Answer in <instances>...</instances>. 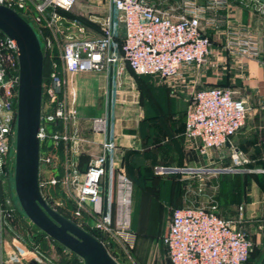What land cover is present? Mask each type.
Wrapping results in <instances>:
<instances>
[{"label":"crops","instance_id":"crops-1","mask_svg":"<svg viewBox=\"0 0 264 264\" xmlns=\"http://www.w3.org/2000/svg\"><path fill=\"white\" fill-rule=\"evenodd\" d=\"M147 1L173 14L180 13L184 6V0ZM195 1L205 3V0ZM107 12V0H76L66 13L84 17L87 23L85 35L93 37L100 33L97 20ZM205 16L206 19L212 18L213 22L202 20L203 31L209 35L211 46L207 61L201 67L184 65L178 75L158 79L149 74L132 72L125 63L124 67L127 66L129 72H123V69L119 73V85L116 84L113 89L115 101L111 104L117 149L109 191L111 197L115 198L120 176L128 175V214L120 210L115 202L116 217L118 212L127 215L137 236L144 237L148 245L155 243L152 253L155 264H171L162 236L167 231L172 207L207 205L211 198L216 199L222 216L235 218L237 225L249 233L252 244L249 257L243 264H264L262 0H228L226 4L206 10ZM251 45L256 46L255 50L250 49ZM90 71L93 70L67 75L68 103L76 109L77 119L67 124H49L50 131L57 129L70 133L75 130L76 140L66 141L71 146L70 154L81 176L90 159L102 151V141L106 136L105 130L94 127L92 119L101 115L104 105L106 114L109 74L106 71ZM208 85L229 88L235 96L243 98L247 107L246 117L244 124L223 145L200 153L196 142L184 135L185 114L193 92ZM102 89L106 92L104 105L100 97ZM75 93L77 108L70 101ZM233 150H239L248 158L245 165L250 167L249 170L233 165L230 157ZM41 153L43 149L40 148ZM62 155L58 148L53 151L50 170L58 172ZM158 165L205 166L219 170L201 174L160 172L157 170ZM228 166L235 168L226 169ZM41 174L40 161L39 180ZM104 179L105 175L103 186ZM16 214L12 226L22 227L25 233L19 234L10 226L9 233L14 235L10 239L7 233L0 237V264H24L15 259L8 262L9 258L6 257L7 261L1 262L3 252L8 253L12 249L13 241L16 245L25 246L30 245L32 236H41V229L26 214ZM81 219L86 223L93 221L92 214L87 212L83 213ZM83 227L86 228L85 225ZM46 241L49 242L48 239Z\"/></svg>","mask_w":264,"mask_h":264},{"label":"built area","instance_id":"built-area-1","mask_svg":"<svg viewBox=\"0 0 264 264\" xmlns=\"http://www.w3.org/2000/svg\"><path fill=\"white\" fill-rule=\"evenodd\" d=\"M76 0H0V3L17 10L34 28L41 46H49V32L53 30L62 38L60 71L52 68L47 80L42 82L46 93L38 129L40 142L51 138L56 143L76 140L75 130L48 129L51 123L74 122L76 109L68 103L67 75L86 70H105L111 67V88L119 82L118 75L128 64L136 73L149 74L158 79H167L181 72L184 65L201 67L207 61L211 39L203 31L202 20L209 8L226 4L228 0H184L180 13L172 12L147 0H107L108 12L97 22L100 33L87 36V23L78 16L68 15ZM264 9V0H262ZM212 23V18L206 19ZM64 31V32H63ZM63 32V33H62ZM251 50L256 46L251 45ZM55 65V62H52ZM18 86V47L14 38L0 33V164L3 156L15 145L16 101ZM115 98L111 96V104ZM245 100L233 91L218 85H208L195 90L185 114L184 135L196 142L200 153L223 145L245 122ZM96 128L106 131L104 116L92 119ZM116 134L112 127V114L108 135L102 141V151L92 157L84 173L79 174L75 162L71 161V179H78L77 203L72 211L73 221L82 226L83 213L92 214V227L97 229L104 244L105 234L113 229V203L126 214L130 196V180L122 174L117 196L112 198L109 180L114 169ZM234 166L244 170L248 158L239 150L230 152ZM52 155L40 154V161H52ZM13 161V158H12ZM107 163V166H106ZM14 164V161H13ZM226 169H234L228 166ZM160 172L201 174L219 168L205 166L158 165ZM264 171V168H261ZM107 175L106 200L103 199V176ZM55 182V178L51 179ZM115 201V202H114ZM9 203V199H6ZM3 204V203H2ZM0 204V230L12 226L13 208ZM118 212L117 222L126 219ZM125 222V221H124ZM126 223L117 227H126ZM83 227V226H82ZM0 237H2L0 235ZM1 239V238H0ZM171 264H243L251 249V238L235 218L222 216L218 203L211 198L207 205L185 204L172 208L168 228L162 236ZM106 246V245H105ZM22 252L9 249L15 260H25L28 254L37 264H53L48 254L36 243L26 244ZM7 258V257H6ZM5 256L1 262L7 261ZM26 261V260H25ZM27 264H29L26 261ZM83 263V260H82Z\"/></svg>","mask_w":264,"mask_h":264},{"label":"water","instance_id":"water-1","mask_svg":"<svg viewBox=\"0 0 264 264\" xmlns=\"http://www.w3.org/2000/svg\"><path fill=\"white\" fill-rule=\"evenodd\" d=\"M0 31L18 47V86L13 182L17 199L29 220L48 236L76 253L83 264H121L103 241L67 217L43 196L39 183L42 82L44 54L33 26L14 8L0 3ZM111 67L108 70L106 135L111 120ZM107 166V163H106ZM107 175L104 179V203ZM29 264L37 261L24 254Z\"/></svg>","mask_w":264,"mask_h":264},{"label":"rangeland","instance_id":"rangeland-1","mask_svg":"<svg viewBox=\"0 0 264 264\" xmlns=\"http://www.w3.org/2000/svg\"><path fill=\"white\" fill-rule=\"evenodd\" d=\"M46 31L49 32L51 44L49 46H41V48L43 54L47 55V59L49 62L48 72H50L52 68H55L57 71L58 70L60 71L63 37L61 38L60 37L61 35L54 34L53 30L48 31L47 29ZM52 62H55V65H52ZM90 72H105V70H93ZM123 72H129L127 70V66L124 67ZM44 94L46 97V93ZM75 95L76 93L72 94L70 101L72 100L74 106L76 107L74 102ZM100 97H101V103L102 105H104V102L106 101V92L103 91V89L101 90ZM47 109L48 107L45 106L44 110ZM104 113H105V105L101 111L100 116H104L105 115ZM14 148L11 147L8 150V152L3 156V161L0 164V204L3 203L5 204V206L9 205V207H12L13 211L16 212V208H18L19 211L21 205L15 194L14 182H13L14 164L12 158L14 156ZM56 148H58L63 153L61 161L59 163L58 172H54L53 170H50L52 169L51 168L53 163L52 161L50 162L41 161L42 174H41V179L39 180V183L41 181L40 188L43 196L48 202L52 203L57 210L61 211L67 217L73 218L72 211L77 203L76 188L78 186L79 181L78 179L76 180L71 179L70 167L73 158L71 157L70 153L72 149L68 141L62 143L60 142L56 143L51 138H49L48 141L43 146V154L52 155L53 151ZM52 178H55V182L51 181ZM6 199H9V203L6 202ZM128 203L130 205V200L128 201ZM3 204L1 206H3ZM127 209H128V204L125 210L126 214H128ZM113 212H114L113 213L114 221H113L112 232L105 234V243H106L105 245L109 250V252L121 264H155L153 263V259H152L153 258L152 253L154 252L155 243L152 242L150 245H148L146 243V240H143L144 237L141 236L138 237L137 232L133 229L131 221L129 220L127 215H126V219L124 220L125 222L121 220L118 223L116 220L115 203H113ZM79 220L82 221V219ZM90 223L92 224V222ZM90 223H86L82 221V225L83 226L85 225L86 227H90L91 226ZM123 223L124 224L126 223L127 226L121 228L117 227L118 224H123ZM12 229L14 230L16 229L15 231L19 232V234L24 235L25 233L22 227H17V228L13 227ZM5 233H7L6 235L7 237H9V239L11 235H14L12 232L9 233L8 229L5 230L4 228H2L0 230V235L3 237ZM17 243L19 244L20 242ZM38 245L41 246L40 243ZM44 246L46 248L44 249V251L52 259L53 264H55V262L60 257L55 245L51 244V242L49 241V242H45ZM11 247L15 252L19 254L24 250L23 245L20 244L16 245L14 241L11 242ZM3 253L5 257L9 258L8 262L14 261V259L11 256V253H5V252ZM19 261L26 264V261L23 259L21 260V258L19 259Z\"/></svg>","mask_w":264,"mask_h":264},{"label":"trees","instance_id":"trees-1","mask_svg":"<svg viewBox=\"0 0 264 264\" xmlns=\"http://www.w3.org/2000/svg\"><path fill=\"white\" fill-rule=\"evenodd\" d=\"M75 16H78L82 20H85L84 17H81L79 15H75ZM0 33H3V32L0 31ZM48 63L49 62H48V59H47V55H44L43 82L46 81L47 76H48ZM128 68L132 72H135L129 65H128ZM44 93H45V91H44V88H43V90H42V101H44L45 98H46ZM48 129H50V125H48ZM48 139L49 138H46V139H44V140H42L40 142V148L41 149H43V146L48 141ZM173 207H175V206H173ZM19 208H20V206H19ZM16 212H22V213H24L22 207L20 208L19 211H18V208H16ZM16 212L14 211V214H13V219H12V222L13 223L16 221V218H17ZM86 229L88 231H90L93 235H95L96 237H100L101 236L100 232L97 229L93 228V227H86ZM32 237H31V242L32 243H36V244H39L40 243L41 244L40 247L43 250L46 249L44 245H45V242H47L46 241L47 239H48V241H50L52 244L55 245V247H56V249H57V251H58V253L60 255L59 259L55 262V264H82V258L80 256H78L76 253L72 252L71 250L67 249L64 245H62L61 243H59L55 239H53L50 236H48L44 231L41 230V236L35 235V236H32Z\"/></svg>","mask_w":264,"mask_h":264}]
</instances>
